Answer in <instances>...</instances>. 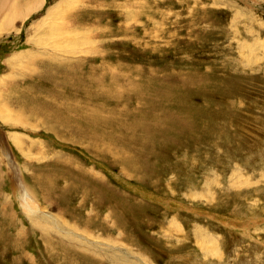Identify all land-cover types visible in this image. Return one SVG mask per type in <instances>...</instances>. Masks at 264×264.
Segmentation results:
<instances>
[{
    "label": "rangeland",
    "instance_id": "1",
    "mask_svg": "<svg viewBox=\"0 0 264 264\" xmlns=\"http://www.w3.org/2000/svg\"><path fill=\"white\" fill-rule=\"evenodd\" d=\"M36 2L0 29V264H264V0Z\"/></svg>",
    "mask_w": 264,
    "mask_h": 264
},
{
    "label": "bare ground",
    "instance_id": "2",
    "mask_svg": "<svg viewBox=\"0 0 264 264\" xmlns=\"http://www.w3.org/2000/svg\"><path fill=\"white\" fill-rule=\"evenodd\" d=\"M38 3L36 2L35 4H42L43 0H37ZM45 1V0H44ZM34 4V6L36 7V5ZM40 5V4H39ZM27 7V6H26ZM25 7V8H26ZM40 7V6H39ZM42 7V6H41ZM22 9V10H21ZM34 8L33 7H29L28 9H24L23 7L19 4H15L14 0H0V29L2 30H8L9 28L13 27L14 21L17 18H25L27 15L29 14V12H32ZM16 28V27H13ZM1 31V30H0ZM9 31V30H8ZM2 32V31H1ZM5 32V31H3ZM20 55H17V57H19ZM16 58V57H15ZM14 89V88H13ZM7 93V92H6ZM1 94V93H0ZM4 96V95H3ZM2 97V95L0 96ZM4 98V97H3ZM7 98V97H6ZM9 98V97H8ZM3 100V99H2ZM8 100V99H7ZM5 100V101H7ZM4 101V102H5ZM11 101V100H10ZM9 101V102H10ZM3 104V103H2ZM7 108V104L4 103V105ZM2 106V107H3ZM1 108V106H0ZM2 109V108H1ZM7 110V109H6ZM5 110V111H6ZM9 113V112H8ZM7 113V114H8ZM6 114V115H7ZM0 115H4L2 117L6 118V115L4 114V112L2 110H0ZM17 118V117H16ZM8 119V118H7ZM18 119V118H17ZM17 121V120H16ZM19 139V138H18ZM18 139H16V141H18ZM22 189H24V187H21ZM16 190V189H15ZM18 191V190H16ZM23 193V192H22ZM21 203L24 207L25 210L29 211V212H34L36 209H38L40 206L37 204V202H35V199L31 196V194L29 193V196L24 197L23 195H21L20 197Z\"/></svg>",
    "mask_w": 264,
    "mask_h": 264
}]
</instances>
